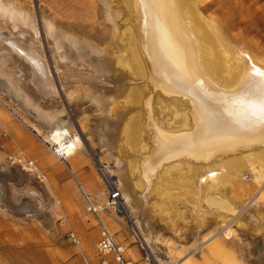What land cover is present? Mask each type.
Returning <instances> with one entry per match:
<instances>
[{"label": "rangeland", "instance_id": "1", "mask_svg": "<svg viewBox=\"0 0 264 264\" xmlns=\"http://www.w3.org/2000/svg\"><path fill=\"white\" fill-rule=\"evenodd\" d=\"M3 1L21 8L35 19V41L43 51L55 94L45 95L40 91L29 64L0 40V59L7 60L21 93L10 91L7 82L0 79V264H13L19 258L22 264H70L72 257L77 255V248L68 241L62 220L80 236L82 248L92 257L95 251L91 249L88 236L99 235V227L89 209L90 203L98 209L107 228L129 245V253L138 252L140 244L131 223L114 209L104 207L106 191L97 170L99 165L112 171L118 185L122 180L130 198L141 210L144 208L142 213L146 209L144 216L159 240L155 253L147 251L161 261L180 260L185 264L182 257L188 255V264H213L207 254L211 250L209 247L226 240L222 228L231 225L233 235L228 241L236 250L234 262L264 264V172L258 170L264 166L256 161L255 155H241V170L229 169L226 160L218 155L215 160L224 178L218 182L203 183L206 175L202 171L191 181L190 168L199 162L183 157L164 161L149 183L140 174L141 160L151 150L152 120L164 130L181 129L189 120V109L185 105L176 106L184 101L159 98L158 91L166 90L147 77L135 39L136 9L132 0L124 3L127 12L124 15L121 11L116 28L108 20L102 0ZM123 2L120 1L121 10ZM183 2L188 6L183 15L191 31L219 60L218 72L206 66L202 69L209 73L208 77L217 87L223 90L225 87L221 79L227 74L224 60L227 51L232 54V64L250 59L254 66H262L264 72V0ZM44 21L54 26L57 37L67 36L79 41L78 54L68 47L63 48L60 53L66 58L57 60L59 51L46 37ZM7 32H12L21 47L33 37L31 30L14 29L1 18L0 37ZM100 59L110 61L114 69L102 70ZM68 88H72L71 99L66 94ZM91 89L104 95L106 101L96 105L91 99ZM145 92L152 97L151 119L143 104ZM24 95L43 109L57 107L61 110L64 129L78 142V149L67 160L71 171L41 141V138L50 139V127L32 106L24 104ZM4 120L19 123L46 151V157L33 156L46 172V181H39L9 162L7 154L13 150V143L3 136V131H8ZM33 125L42 130L39 136L32 129ZM16 144L32 157L25 147ZM116 159L121 166L118 172H114ZM54 166L51 172L49 169ZM253 166H258L256 171L251 170ZM258 173L262 177L255 184ZM252 200L255 203L251 206ZM213 231L218 232L215 238L205 241ZM188 244L197 249L189 250L185 246Z\"/></svg>", "mask_w": 264, "mask_h": 264}, {"label": "bare ground", "instance_id": "2", "mask_svg": "<svg viewBox=\"0 0 264 264\" xmlns=\"http://www.w3.org/2000/svg\"><path fill=\"white\" fill-rule=\"evenodd\" d=\"M102 1L106 6L108 20L116 28V24H119L116 23L117 18L121 16V11L124 12V15L127 12V7L124 3L128 4V0H124V2L123 0ZM120 1L124 5V9L122 10L120 9ZM132 5L136 9L134 10V14L136 15L135 39L137 45L139 44L138 50L142 66H144L147 77L151 78L152 82H156L161 85V88L166 90L158 91L157 96L163 100L167 98L173 102L184 101L176 106L185 105L189 109V120L181 129L164 130L156 126L152 120V130L150 133L152 142H149L151 150L148 154L144 155L140 163V174L143 180L149 183L156 176L157 170L162 167L161 164L164 161L177 157V159L183 157L198 161L199 163L196 162L197 165L195 167L190 168L189 177L192 181L197 172H205L206 176L202 178L203 183L218 182L221 178L224 179L223 175L218 171L221 169V166L215 160L218 155L219 157L221 156V159L226 160L229 169L241 170L243 168L241 166L242 154L247 156L255 155L256 161L264 166V111L261 109V104L264 102V82H262V78L259 75L260 73H264L262 66H254L250 59V62L244 59L243 63L232 64L230 60L232 54L225 51L224 60L225 64H227V67L225 66L227 74L226 78L221 79L225 86L223 90L217 87L215 85L216 82L214 81V84L211 78L208 77L209 73L202 71L203 66H206L212 71L218 72L219 60L214 57L211 48L209 50V47L207 46L206 48L202 41L200 43L198 42V38L191 31L192 28L183 15L188 9V6L185 5L183 0H132ZM0 17L9 22L14 29L22 27L25 30H31L33 37L30 38L29 43L26 46L24 45V47H21L17 43L16 37L11 32L5 33L0 37V40H4L5 45L12 52H15L29 64L40 91L45 95L55 94L43 51L41 46L35 41L37 37L34 34L36 28L35 19L28 12L3 0H0ZM55 30L50 22L44 21L46 37L52 41L54 49L59 51L56 59L65 60L66 55L62 56L60 49L64 48L65 50L67 47L78 54L77 51L80 47L79 41L69 39L67 36V39L64 36L59 38ZM4 51L6 52L7 50ZM7 53L9 54L8 51ZM13 55L15 54L13 53ZM239 56H242L241 53ZM104 60L100 59V67L102 70L114 69L110 61L108 63ZM6 61V59H0V79L7 82V87L10 91H19L20 87L15 81V75L13 76V73L10 72L11 70H9ZM138 69L140 70L141 66ZM62 79H65L64 75H62ZM71 89L68 88L66 90V94L70 99L73 93ZM92 90L93 94L91 93L92 96L91 94L90 96L96 105H101L104 100L106 101L104 95L103 98L97 90ZM143 96L146 98L145 101L143 100V104L147 109L145 112L151 119L153 114V110L151 109L153 106L151 103V94L145 92ZM111 97L110 99L112 100ZM107 98H109V95ZM22 99L24 104L27 107L32 106L36 110L38 117L50 127V139L44 140L42 138V140L44 142L56 143L60 147L66 136L71 135L64 129L65 121L60 119L61 110L57 107L43 109L27 95H24ZM103 107L101 106V108ZM149 122L151 123L150 120ZM32 129L38 135L42 133V130L37 125H33ZM58 130L63 132L62 136L53 135V132ZM68 142L71 146L68 152L73 154L78 149L77 139L72 136V139H69ZM73 145L75 146V150L72 149ZM116 160V163L114 162L116 166L114 172L121 170L119 160ZM256 167L258 166H253L251 170L256 171ZM214 168L217 169L216 172H214ZM258 170L264 172V168ZM106 171L109 175H112L111 170ZM261 177V173H258L255 184L259 182ZM191 181L188 180L189 184H191ZM119 188L125 196V206L128 207V210L126 209L127 214L131 218L130 222L135 233L144 247L152 253H155L159 240L157 233L151 230L150 223L145 218L146 216H144V212H147L146 209L142 213L144 208L141 210L139 204H135V201L130 198L128 195L130 193L127 194L121 179L119 180ZM254 203L255 201L251 202L250 205L252 206ZM220 205L222 206V204ZM246 205L250 207L248 203ZM220 210L223 211L222 208ZM222 231L226 239H230L233 235L231 225L223 226ZM217 234L218 232L213 231L205 241H208L210 238H215ZM185 246L189 250L191 248L197 249L195 246L192 247V244ZM209 249L217 257L221 256L217 243H213ZM169 251L167 253L171 256L172 254ZM188 258V255L183 256V263Z\"/></svg>", "mask_w": 264, "mask_h": 264}, {"label": "built area", "instance_id": "3", "mask_svg": "<svg viewBox=\"0 0 264 264\" xmlns=\"http://www.w3.org/2000/svg\"><path fill=\"white\" fill-rule=\"evenodd\" d=\"M37 134V133H36ZM70 134H72L70 132ZM38 135V134H37ZM54 136L63 135L62 131L53 132ZM3 136L9 139L13 143V150L7 154V158L11 164L17 165L22 168L24 171L28 172L30 175L35 177L41 182L47 180L46 172L41 168L36 159L31 157L25 149L13 142L10 133L6 130L3 131ZM39 136V135H38ZM41 137V136H40ZM69 139H72V136H66L63 144L59 147L56 143L44 142L41 138V141L45 144L47 149L55 155V157L61 162L65 163L67 168L70 170L68 165V158L72 155L68 152V149L71 147L68 142ZM72 149L75 150V146H72ZM72 150V151H73ZM98 173L103 182L105 191H106V203L104 207H110L114 211L121 215L124 219L130 222L131 218L127 214V207L124 204V198L122 192L118 185V180L115 176L109 175L105 168L102 165H99ZM71 171V170H70ZM81 188V187H80ZM89 209L95 215L97 225L99 227V236L96 242L95 248V258L96 261L93 263L87 253L82 248V240L80 236L70 227L66 221L62 220L61 225L66 227V236L68 241L77 248V253L79 254L82 262L84 264H181V261H161L159 258L155 257L152 253H149L146 247L141 243L137 234H134L139 240V249L138 254L139 259L134 258L131 253H129V245L123 241H120L115 233H112L105 223L102 221L98 214V209H96L91 203L89 204ZM131 223V222H130ZM132 225V224H131ZM141 251H144L142 254Z\"/></svg>", "mask_w": 264, "mask_h": 264}, {"label": "crops", "instance_id": "4", "mask_svg": "<svg viewBox=\"0 0 264 264\" xmlns=\"http://www.w3.org/2000/svg\"><path fill=\"white\" fill-rule=\"evenodd\" d=\"M20 29V27H19ZM12 33V32H11ZM19 91H14V93H17V95L21 94ZM4 125L6 126V128L8 129L12 140L14 143H19L20 145H22L23 147H25L30 154L32 155V157L34 156L35 158H41L42 157H46L48 156V154L46 153V151L40 146L38 145V143H36L33 139V137L30 135V133L24 128L22 127L19 123L15 122V121H8V120H4ZM54 167H51L49 170L54 171ZM84 236H88V235H84ZM98 234L95 235H89L88 236V240L90 241V246L91 249L93 250V252L95 251L96 248V242L98 240ZM87 238V237H86ZM217 243V242H215ZM219 246L220 252H221V256L217 257L215 254L212 255V253L210 252V250L207 252L209 258L211 259V262L213 264H241L239 261L238 262H234L235 258V253L236 250L232 248V242H229L228 239H222V242H220V244H217ZM91 250V251H92ZM85 251V250H84ZM86 252V251H85ZM87 253V252H86ZM131 254L134 258L139 259V254L138 252H136L135 250L131 251ZM87 255L89 256V258L91 259V261L94 263L96 261L95 258V254L91 257L88 253ZM189 263V258L187 259V261L185 262V264ZM13 264H22L20 261V258L17 262H13ZM30 264H34V263H30ZM36 264V263H35ZM70 264H84L79 256V254L77 253V255L73 256ZM261 264V263H260Z\"/></svg>", "mask_w": 264, "mask_h": 264}, {"label": "snow or ice", "instance_id": "5", "mask_svg": "<svg viewBox=\"0 0 264 264\" xmlns=\"http://www.w3.org/2000/svg\"><path fill=\"white\" fill-rule=\"evenodd\" d=\"M259 75L262 78V82H264V73H260ZM261 109H262V111H264V102H262V104H261Z\"/></svg>", "mask_w": 264, "mask_h": 264}]
</instances>
